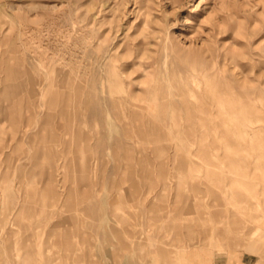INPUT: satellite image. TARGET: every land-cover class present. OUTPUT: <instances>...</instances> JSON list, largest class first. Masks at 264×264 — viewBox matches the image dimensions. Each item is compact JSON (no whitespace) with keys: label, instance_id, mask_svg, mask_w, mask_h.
I'll return each instance as SVG.
<instances>
[{"label":"rangeland","instance_id":"1","mask_svg":"<svg viewBox=\"0 0 264 264\" xmlns=\"http://www.w3.org/2000/svg\"><path fill=\"white\" fill-rule=\"evenodd\" d=\"M7 65L26 95L18 125L0 96V264L28 236L34 264H264V0H0Z\"/></svg>","mask_w":264,"mask_h":264},{"label":"bare ground","instance_id":"2","mask_svg":"<svg viewBox=\"0 0 264 264\" xmlns=\"http://www.w3.org/2000/svg\"><path fill=\"white\" fill-rule=\"evenodd\" d=\"M105 62V61H104ZM4 79H1L0 78V96L1 97H3V99L5 100V102L6 103H8V109H10V113H12V119L10 120V121H13V123L14 124H17L18 125V123H20V121L24 118V105H25V98L23 97V96H19L20 94H22V91L24 90V88H25V86H26V81L24 80V75L22 74V72L21 71H19V70H17L16 68H14V67H12L11 65H7L6 67H5V70H4ZM80 90V89H79ZM28 91V90H27ZM30 91V90H29ZM26 91H24V93H25ZM80 92H83V91H80ZM78 93V96H79V94L81 95V93ZM23 93V94H24ZM22 94V95H23ZM24 95H26V94H24ZM63 95H64V93H62V95H60L59 94V92H56L55 93V96H54V99L53 100H51V102H50V104H51V106H59L60 105V103H62L61 101V99H62V97H63ZM66 97V96H65ZM71 99H72V97H71ZM79 99H80V96H79ZM66 100V99H65ZM78 102L80 101V100H78V97H77V99H76ZM70 101V100H69ZM1 102V101H0ZM3 102V101H2ZM63 102H64V100H63ZM123 102V99L121 100V99H114V103L115 104H119V103H122ZM1 105V104H0ZM6 105V104H5ZM65 105H67V104H65ZM60 107H62V105L60 106ZM64 108H65V106H64ZM28 110V109H27ZM63 111H65V109L63 110ZM6 112V111H5ZM29 112V111H28ZM27 112V113H28ZM7 114V113H6ZM64 114V113H63ZM1 115H2V113H1ZM29 115V114H28ZM9 116H10V114H9ZM1 117V116H0ZM31 117V116H30ZM50 117L51 118H53V115H50ZM28 118H29V116H28ZM6 119V118H5ZM28 120V119H27ZM29 120H30V118H29ZM29 122V121H28ZM30 124V123H29ZM26 125H28V124H26ZM25 127V126H24ZM70 129V128H69ZM74 129V128H73ZM72 129V130H73ZM68 130V129H67ZM65 131V130H64ZM26 133V130L25 129H23L22 131H21V133H20V135H19V137H17V139L15 140V142H16V145L15 146H17V145H19V144H22L24 141V138L26 137L25 134ZM54 133V132H53ZM73 133V132H72ZM213 133V132H212ZM66 134V133H65ZM65 134H64V136H65ZM68 135H70L69 133H67ZM44 135H46V134H44ZM72 135V134H71ZM76 135H79V134H76ZM47 136V135H46ZM75 136V135H74ZM83 136V135H82ZM45 137V136H44ZM62 137V136H61ZM85 137H86V135H85ZM59 138H60V135H59ZM58 138V139H59ZM66 138V137H65ZM79 138H80V136H79ZM79 138H76V139H79ZM42 139H43V137H42ZM45 139V138H44ZM52 139H53V135H52V137H51V140H50V142H51V144H49V145H54L55 143L52 141ZM69 139V138H68ZM67 139V140H68ZM81 139V138H80ZM83 139V138H82ZM60 140V139H59ZM63 140V139H62ZM71 140V139H70ZM73 140V139H72ZM86 140V139H85ZM49 141V140H48ZM79 141H81V140H79ZM10 142H14V139H11L10 140ZM44 142V141H43ZM73 142V141H72ZM37 143V142H36ZM53 143V144H52ZM60 143V142H59ZM13 144V143H12ZM38 144V143H37ZM44 144L46 145V143L44 142ZM57 144V143H56ZM64 144H65V142H64ZM73 144V143H72ZM9 145V144H8ZM40 145V144H39ZM38 145V146H39ZM58 145V144H57ZM15 146H11L12 148H11V150L13 149V148H15ZM36 146V145H35ZM37 146V147H38ZM66 146H67V144L66 145H64V147L66 148ZM40 147V146H39ZM44 147V146H43ZM54 147V146H53ZM56 147V146H55ZM68 147V146H67ZM46 148H48V147H46ZM74 148V147H73ZM54 149V148H53ZM64 149V148H63ZM62 149V150H63ZM70 150H72L71 148H70ZM74 150V149H73ZM46 151V150H45ZM65 151V150H64ZM63 151V152H64ZM68 151V150H67ZM2 152V148H1V150H0V153ZM4 152V151H3ZM36 152V151H35ZM41 152V151H40ZM49 152H52V150H50ZM28 153V152H27ZM26 153V154H27ZM61 153V152H60ZM59 153V154H60ZM70 153V152H69ZM62 154H64V153H62ZM68 154V153H67ZM66 154V155H67ZM40 155V154H39ZM38 155V156H39ZM46 155V154H45ZM56 155V154H55ZM37 156V157H38ZM51 156H53L52 154H51ZM34 157V156H33ZM54 157V156H53ZM64 157H65V155H64ZM57 158V157H56ZM7 159H9V154L7 155ZM36 160L38 159L39 160V158H35ZM51 159V158H50ZM49 159V160H50ZM54 159H55V157H54ZM54 159H53V162H54ZM33 160V159H32ZM35 160V161H36ZM48 160V159H47ZM60 160V159H59ZM49 162V161H48ZM56 162H57V160H56ZM91 163V162H90ZM90 163L88 164V165H90ZM16 164H17V161L16 160H14L13 161V159H11V161H10V163H9V169L10 170H12L13 171V169H15L16 168ZM86 165V164H85ZM23 166V165H22ZM83 166V165H82ZM17 169V168H16ZM16 171V170H15ZM10 174H11V172H10ZM27 175V174H26ZM12 176V175H11ZM14 176H15V174H14ZM26 177V176H25ZM24 177V178H25ZM3 177L1 176L0 177V179H2ZM51 181H53V180H51ZM18 182V181H17ZM50 182V181H49ZM25 183V182H24ZM26 184V183H25ZM24 184V185H25ZM29 185V184H28ZM44 190V189H43ZM33 191V190H32ZM52 191V189H50V192ZM43 192V191H42ZM48 192V191H47ZM119 193V195H120V192H118ZM44 194H45V192H44ZM59 194V193H58ZM29 195V194H28ZM27 195V196H28ZM46 195H48V194H46ZM60 195V194H59ZM33 196V195H32ZM121 196V195H120ZM120 196H118V197H120ZM36 197V196H35ZM25 198H26V196H25ZM32 198V197H31ZM134 198V197H133ZM133 198H131L132 200L131 201H133L134 199ZM177 201V200H176ZM59 202H60V200H59ZM178 202H180V200H178ZM122 203V202H121ZM130 203V202H129ZM25 204V203H24ZM23 204V205H24ZM119 204V203H118ZM134 204V203H133ZM114 206L116 205L117 206V204H113ZM64 206V205H63ZM122 206H124L123 204H122ZM24 207V206H23ZM112 207V206H111ZM116 208V210H117V207H115ZM124 208V207H123ZM127 208V207H126ZM125 209V208H124ZM120 210V209H119ZM126 210V209H125ZM30 212V211H29ZM58 212H59V215L61 216V219H62V217H64L63 216V207L61 206V208L58 210ZM117 212H119V213H121L120 211H118L117 210ZM53 213H54V211H53ZM52 213V214H53ZM51 213H50V215H52ZM112 214H113V211H112ZM55 215V214H54ZM73 215V214H72ZM185 215H187V214H185ZM189 215H191V214H189ZM197 215H200V213H197ZM114 216V215H113ZM188 216V215H187ZM195 216V215H194ZM193 216V218H195ZM201 216V215H200ZM199 216V217H200ZM75 216H73V218H74ZM118 217H120V219L121 218H124L122 215H118ZM191 217H192V215H191ZM72 218V219H73ZM75 218H77V217H75ZM60 220V219H59ZM189 220V219H188ZM72 221V220H71ZM75 221V220H74ZM76 221H78L77 219H76ZM42 223V222H41ZM204 224V223H203ZM196 225V224H195ZM198 225V224H197ZM184 226V225H183ZM183 226H182V228H183ZM198 226H200V225H198ZM205 226V225H204ZM2 227V226H1ZM197 227V226H196ZM3 228V227H2ZM199 228V227H198ZM201 228V227H200ZM60 229V227L59 228H57V227H53L52 229H51V233L52 232H54V231H60L59 230ZM171 229L173 230V232H175L176 234H177V236L179 235V236H182V237H185L186 235L189 237L190 236V238L189 239H191V237H193V236H195L196 234H198L196 231L194 232V231H189L190 233H186V235H185V233L183 232V230L181 229V226H180V224H179V222L178 221H176V222H173L172 223V225H171ZM204 229V227L202 228V230ZM184 231H187V230H184ZM205 231H209L208 229L206 230V228H205ZM205 231H199V236L200 237H203L204 235H205ZM196 233V234H194V233ZM50 233V231H48V233L47 234H49ZM33 234H34V232H33ZM35 234H37L36 232H35ZM254 235H253V237H252V239L249 241V246L251 247V246H256L257 244L259 245L261 242H258L260 239H259V234L258 233H253ZM8 236V235H7ZM36 236V235H35ZM38 236V235H37ZM55 236H61L64 240H66L67 241V244H64V247H63V245L62 244H58V246L60 247V250L61 251H63L64 249L65 250H68L70 247L71 248H73V246L75 245L74 243H68V240L73 236V231L72 230H70V229H64L62 232H59L58 234L57 233H55ZM222 237H224V236H222ZM239 237V236H238ZM243 237H245V236H243ZM7 238V237H6ZM33 237L32 236H28L27 238H26V240L24 239V240H22V241H20V244H21V247H20V249L19 250H15V247L12 249V250H14V254L16 255V257L18 258V257H20L21 258V261H22V263L21 264H34V259H35V256L38 254L36 251H38L37 249H36V251H35V248H34V245H33V243L31 244V243H29L28 242V239L30 240V239H32ZM9 239V237L6 239V240H8ZM220 239V238H219ZM243 239V238H242ZM219 242V241H218ZM235 242H237L236 240H235ZM57 244V243H56ZM196 246V244H192V246ZM229 245V244H228ZM14 246V245H13ZM177 247V246H176ZM187 247V246H186ZM185 247V248H186ZM182 248V249H181ZM185 248H183L182 246H180V256H181V259L183 260V263H186V264H193V261H194V258H193V256L191 255V253H190V251L187 249H185ZM170 249V248H169ZM177 249V248H176ZM11 250V251H12ZM21 250H23V253H27L28 254V256H24V254H21ZM175 250V249H174ZM1 252H2V250H0V255H2L1 254ZM168 252V251H167ZM178 252V251H177ZM12 253V255H14ZM14 255V256H15ZM40 255H41V258H42V260H43V264H81L80 262H78V259L77 258H75V260H73L72 262L71 261H69V256H67V255H65L64 254V257H65V259L64 260H61V261H58L57 259H59L58 257H61V256H63V255H59V252H54V253H51L50 252V248L49 249H47V248H44V250L40 253ZM159 255H161V254H159ZM10 256H11V253H10ZM177 256V255H176ZM179 256V255H178ZM26 257V258H25ZM72 257V256H71ZM263 257H264V251H263ZM16 258V259H17ZM24 258V259H23ZM57 258V259H56ZM73 258V257H72ZM177 258V257H176ZM178 258H180V257H178ZM62 259H63V257H62ZM28 260L30 261V262H28ZM164 260V259H163ZM178 261V260H177ZM176 261V262H177ZM180 261V260H179ZM128 262H129V260H128ZM160 264V263H159ZM174 264H175V262H174ZM182 264V263H181Z\"/></svg>","mask_w":264,"mask_h":264},{"label":"crops","instance_id":"3","mask_svg":"<svg viewBox=\"0 0 264 264\" xmlns=\"http://www.w3.org/2000/svg\"><path fill=\"white\" fill-rule=\"evenodd\" d=\"M205 264H252V262L245 256L241 257L239 260H232V261L228 259H222V258L216 257L211 260H206Z\"/></svg>","mask_w":264,"mask_h":264}]
</instances>
